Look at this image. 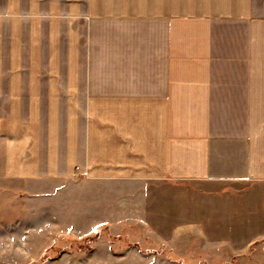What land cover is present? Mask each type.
<instances>
[{"label": "crops", "instance_id": "crops-1", "mask_svg": "<svg viewBox=\"0 0 264 264\" xmlns=\"http://www.w3.org/2000/svg\"><path fill=\"white\" fill-rule=\"evenodd\" d=\"M68 185L135 262L264 264V0H0V190Z\"/></svg>", "mask_w": 264, "mask_h": 264}, {"label": "rangeland", "instance_id": "rangeland-1", "mask_svg": "<svg viewBox=\"0 0 264 264\" xmlns=\"http://www.w3.org/2000/svg\"><path fill=\"white\" fill-rule=\"evenodd\" d=\"M86 191L83 185L45 190L41 188L33 193L12 190L10 186L0 190V264H141L139 259L135 262L130 258L139 252H125L131 248L140 249L148 255L144 262H148L147 257L155 252L164 258L171 256V249L166 246L165 250L162 244L147 235L143 227L117 223L114 228L109 227L108 233L111 237L105 232L100 239L102 241L99 240L92 246L93 251L86 253L68 249L55 260L43 261L45 250L53 245L58 235L69 234L82 238L95 229L94 226L100 219L93 217L98 210L83 203L82 199L81 204H76V197L79 195L81 198ZM88 201L91 202L90 199ZM195 243L193 241L187 245L195 246ZM69 244L64 240L60 243V248H70ZM196 250H199L198 246ZM58 252V249L55 250L52 256L56 257ZM195 254L181 261L203 264L204 260L209 264H217L220 257L229 260L225 252L216 257L204 255L200 251Z\"/></svg>", "mask_w": 264, "mask_h": 264}, {"label": "trees", "instance_id": "trees-1", "mask_svg": "<svg viewBox=\"0 0 264 264\" xmlns=\"http://www.w3.org/2000/svg\"><path fill=\"white\" fill-rule=\"evenodd\" d=\"M108 230H109L108 226L102 225V226L95 228L90 235L84 236L82 238H75L74 235L69 236V234L68 235L67 234L66 235L60 234L55 238L53 245L45 250V252L42 256V260L43 261H47L48 259L55 260V259H57V257H59V255L61 253L67 251L68 249L89 253V252L93 251L92 246L99 242V240L101 239L103 234H106L105 232H107L108 237H111V234L108 233ZM64 240H66V241H68V243H70L69 244L71 246V247L69 246L70 248H68V247L60 248L61 247L60 243L63 242ZM111 240L114 241L113 239H111ZM116 240H117V238H115V241ZM162 247L166 250L165 245H163ZM57 249L59 250V252H58L56 257H53L52 253ZM162 254H164V252Z\"/></svg>", "mask_w": 264, "mask_h": 264}]
</instances>
